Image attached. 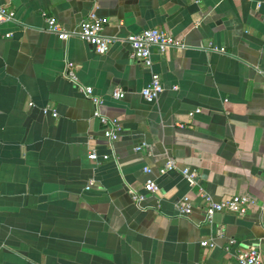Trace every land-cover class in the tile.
I'll return each instance as SVG.
<instances>
[{
  "label": "crops",
  "instance_id": "1",
  "mask_svg": "<svg viewBox=\"0 0 264 264\" xmlns=\"http://www.w3.org/2000/svg\"><path fill=\"white\" fill-rule=\"evenodd\" d=\"M0 6L16 16L0 24V264H238L249 248L264 264V0ZM90 12L105 20L106 37L155 28L183 48L165 55L152 48L146 69L120 40L101 56L77 37L60 40L42 15L72 31ZM67 62L102 100L100 114L119 125L116 142L66 79ZM151 73L164 90L148 103L140 91ZM114 87L123 99L110 97ZM45 107L57 116L42 114ZM91 151L111 157L94 162ZM169 159L177 169L162 175ZM183 168L198 174L197 185L188 186ZM146 180L157 194L143 190ZM199 187L214 201L241 195L254 205L244 216L222 212L206 222ZM184 196L194 208L188 217L174 209ZM203 240L214 247H201Z\"/></svg>",
  "mask_w": 264,
  "mask_h": 264
},
{
  "label": "built area",
  "instance_id": "2",
  "mask_svg": "<svg viewBox=\"0 0 264 264\" xmlns=\"http://www.w3.org/2000/svg\"><path fill=\"white\" fill-rule=\"evenodd\" d=\"M46 23V31L48 33L56 35L60 40L67 41L71 37H77L82 41L86 42L97 55H104L112 44L120 40L129 47L130 59L141 63L146 69H150L151 62V49L156 48L161 55H165L168 50L176 49L180 50L183 48V44L175 41L168 33L158 29H147L137 34L127 35L125 38L116 39L109 38L103 35L105 27V20L99 18L94 12H90L85 20L81 22L79 27L72 31H67L61 27V25L53 18L42 14ZM16 16L14 11L8 10L7 8L0 6V24L15 22ZM11 34L5 35L6 38L10 37ZM216 50V49H215ZM223 52V49L218 50ZM72 64L67 62L65 64V77L72 83H74L81 91V93L88 99L91 100L95 106L94 116L99 119L100 123L106 125L104 131V138L110 143H114L118 140L120 134L119 125L115 121H111L103 117L99 112V107L102 104L100 97L94 95L91 87L83 86L77 80L75 73L72 71ZM173 89H176L174 87ZM164 88L161 82V78L156 73H151L148 84L141 89V97L148 103L155 101L158 96L163 92ZM110 97L113 100H120L124 98V93L121 89L114 87L110 92ZM33 106L32 103L29 104ZM41 113L44 115L52 113L53 117L57 116L56 112H51L48 107L42 108ZM200 109H196L193 113H199ZM190 113L189 116H192ZM145 144L142 143L134 148L135 152H139ZM111 156L103 155L99 157L95 151L88 153L87 158L91 161H105ZM176 163L173 159L167 160L161 170V174L165 175L167 172L176 170ZM148 169H144V173L148 174ZM180 174L188 186H194L198 184V174L195 171H191L188 168L180 170ZM143 190L149 194H157L159 187L153 180H146L143 185ZM132 200L136 205H140L143 201L140 195L129 189L128 190ZM198 197L201 199L202 204L200 209L203 212L204 220L211 222L214 215L217 213L228 212L239 216H244L248 210L254 205L252 199L247 196L235 195L223 199L221 201H214L210 196L203 191L202 188L198 189ZM174 209L178 216L188 217L193 212V205L187 196L181 197L174 205ZM235 240L231 239L228 241L225 247L226 251L234 246ZM200 246L203 248H213L214 243L203 240L200 242ZM238 264H262L261 257L257 249L249 248L242 250L237 255Z\"/></svg>",
  "mask_w": 264,
  "mask_h": 264
}]
</instances>
